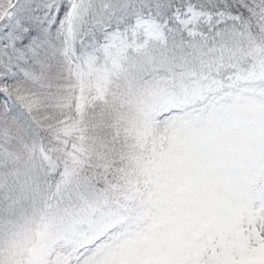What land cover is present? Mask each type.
<instances>
[{
  "label": "snow or ice",
  "instance_id": "1",
  "mask_svg": "<svg viewBox=\"0 0 264 264\" xmlns=\"http://www.w3.org/2000/svg\"><path fill=\"white\" fill-rule=\"evenodd\" d=\"M0 264H264V0H0Z\"/></svg>",
  "mask_w": 264,
  "mask_h": 264
}]
</instances>
